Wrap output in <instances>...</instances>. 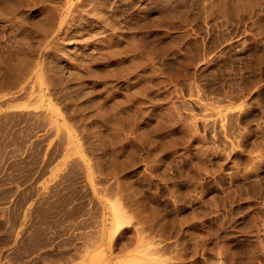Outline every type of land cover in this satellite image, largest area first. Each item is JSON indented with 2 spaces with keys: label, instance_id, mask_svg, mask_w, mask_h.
I'll list each match as a JSON object with an SVG mask.
<instances>
[{
  "label": "rangeland",
  "instance_id": "obj_1",
  "mask_svg": "<svg viewBox=\"0 0 264 264\" xmlns=\"http://www.w3.org/2000/svg\"><path fill=\"white\" fill-rule=\"evenodd\" d=\"M0 264H264V0H0Z\"/></svg>",
  "mask_w": 264,
  "mask_h": 264
},
{
  "label": "bare ground",
  "instance_id": "obj_2",
  "mask_svg": "<svg viewBox=\"0 0 264 264\" xmlns=\"http://www.w3.org/2000/svg\"><path fill=\"white\" fill-rule=\"evenodd\" d=\"M34 75V74H33ZM38 75V74H37ZM41 77V76H40ZM39 83H41V82H39ZM55 124V123H54ZM57 125V124H56ZM52 127V126H51ZM53 128V127H52Z\"/></svg>",
  "mask_w": 264,
  "mask_h": 264
}]
</instances>
